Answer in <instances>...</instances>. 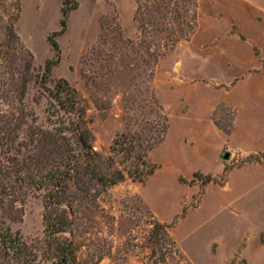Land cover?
<instances>
[{"label":"rangeland","instance_id":"1","mask_svg":"<svg viewBox=\"0 0 264 264\" xmlns=\"http://www.w3.org/2000/svg\"><path fill=\"white\" fill-rule=\"evenodd\" d=\"M73 1L59 33L63 0H0V44L13 22L32 54L24 103L37 122L50 126L49 98L39 86L50 60L48 84L64 77L77 89L88 102L93 148L107 153L116 134L132 124L125 85L117 76L98 82L87 76L99 70L100 48L109 53L120 34L136 38L135 2ZM233 1L252 11L257 3L264 18V0ZM197 2L194 34L155 66L152 86L169 127L146 156L154 172L145 181L125 177L74 218L69 236L78 264H264V40L255 33L244 41L231 35L243 39L225 0ZM21 67L18 56L0 66L4 108L18 106ZM42 214L41 197L29 194L12 228L26 241L40 239Z\"/></svg>","mask_w":264,"mask_h":264},{"label":"trees","instance_id":"2","mask_svg":"<svg viewBox=\"0 0 264 264\" xmlns=\"http://www.w3.org/2000/svg\"><path fill=\"white\" fill-rule=\"evenodd\" d=\"M68 1L71 0L62 2L59 33L66 27L68 13L76 7V2ZM134 2L136 38L121 36L118 26L120 35L114 38L112 50L108 53L100 48L96 58L99 70L87 76L97 82L98 77L117 76L125 85L123 97L127 119L132 124L116 134L107 153L93 148L88 102L77 89L64 77L48 84L50 60L39 82L49 98L50 126L37 122L35 112L24 103L32 54L21 45L14 23H8L7 38L0 44V66L7 60L14 62L18 56L22 82L17 85V107L11 104L4 108L0 103V264H43V260L49 264H78L69 236L74 218L90 209L100 193L125 177L145 181L154 172L155 166L146 156L163 141L169 127L168 116L152 86L155 66L162 56L190 40L197 27L198 2ZM52 46L57 57L56 41ZM213 120L221 127L214 116ZM230 128L223 130L229 132ZM29 194L41 197L44 225L43 236L31 242L12 228V223L22 219L23 203Z\"/></svg>","mask_w":264,"mask_h":264},{"label":"crops","instance_id":"3","mask_svg":"<svg viewBox=\"0 0 264 264\" xmlns=\"http://www.w3.org/2000/svg\"><path fill=\"white\" fill-rule=\"evenodd\" d=\"M225 2L227 4L226 7H228V4L231 5V11L230 12L236 18V20L239 23V28H240L239 31L242 34L243 39L241 37H238V35L236 33L235 34H231L232 36H235L240 41H244V40H247V39H252L250 37H251V35H253V33H255L257 41H259L261 39L264 40V25H263V28H261L259 26H256L255 29H252V27H251V25L252 24L254 25L255 23H258V24L263 23L264 24V18L260 16V14H259L260 12L258 11V10L262 9L260 5H258L257 3L252 2V4H253L252 6L255 9L254 11H252V10H250V8L248 6L243 8L241 5L239 6L238 4H236V2L233 1V0H225ZM246 3L250 4L247 0H246ZM260 52L264 56V53H263L261 48H260ZM214 126H215V124H214ZM230 197L231 196H229V195L226 196V194H225L224 199L227 200Z\"/></svg>","mask_w":264,"mask_h":264},{"label":"water","instance_id":"4","mask_svg":"<svg viewBox=\"0 0 264 264\" xmlns=\"http://www.w3.org/2000/svg\"><path fill=\"white\" fill-rule=\"evenodd\" d=\"M229 156H230L229 152H224V153L222 154V158H223V159H228Z\"/></svg>","mask_w":264,"mask_h":264}]
</instances>
